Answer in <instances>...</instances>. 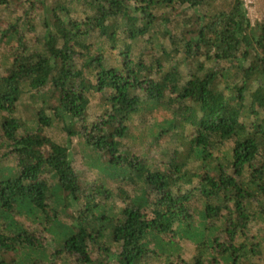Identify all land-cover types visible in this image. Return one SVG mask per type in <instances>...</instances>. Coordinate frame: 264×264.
Instances as JSON below:
<instances>
[{"label": "trees", "instance_id": "1", "mask_svg": "<svg viewBox=\"0 0 264 264\" xmlns=\"http://www.w3.org/2000/svg\"><path fill=\"white\" fill-rule=\"evenodd\" d=\"M241 0H0V264H264V20Z\"/></svg>", "mask_w": 264, "mask_h": 264}, {"label": "built area", "instance_id": "2", "mask_svg": "<svg viewBox=\"0 0 264 264\" xmlns=\"http://www.w3.org/2000/svg\"><path fill=\"white\" fill-rule=\"evenodd\" d=\"M248 11L252 23L259 24L264 20V0H241Z\"/></svg>", "mask_w": 264, "mask_h": 264}, {"label": "rangeland", "instance_id": "3", "mask_svg": "<svg viewBox=\"0 0 264 264\" xmlns=\"http://www.w3.org/2000/svg\"><path fill=\"white\" fill-rule=\"evenodd\" d=\"M261 22V21H260Z\"/></svg>", "mask_w": 264, "mask_h": 264}]
</instances>
